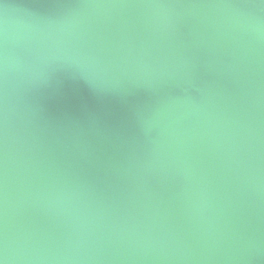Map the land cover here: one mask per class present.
<instances>
[{
	"label": "water",
	"instance_id": "95a60500",
	"mask_svg": "<svg viewBox=\"0 0 264 264\" xmlns=\"http://www.w3.org/2000/svg\"><path fill=\"white\" fill-rule=\"evenodd\" d=\"M2 264H264V0H0Z\"/></svg>",
	"mask_w": 264,
	"mask_h": 264
},
{
	"label": "clouds",
	"instance_id": "9594fccd",
	"mask_svg": "<svg viewBox=\"0 0 264 264\" xmlns=\"http://www.w3.org/2000/svg\"><path fill=\"white\" fill-rule=\"evenodd\" d=\"M0 264H2V262H0Z\"/></svg>",
	"mask_w": 264,
	"mask_h": 264
}]
</instances>
